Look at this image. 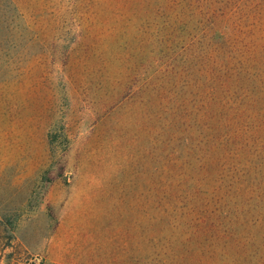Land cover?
<instances>
[{"label":"rangeland","instance_id":"obj_1","mask_svg":"<svg viewBox=\"0 0 264 264\" xmlns=\"http://www.w3.org/2000/svg\"><path fill=\"white\" fill-rule=\"evenodd\" d=\"M0 264H264V0H0Z\"/></svg>","mask_w":264,"mask_h":264},{"label":"trees","instance_id":"obj_2","mask_svg":"<svg viewBox=\"0 0 264 264\" xmlns=\"http://www.w3.org/2000/svg\"><path fill=\"white\" fill-rule=\"evenodd\" d=\"M152 237H154V238H155L156 236H152ZM152 237H151V239H152Z\"/></svg>","mask_w":264,"mask_h":264}]
</instances>
